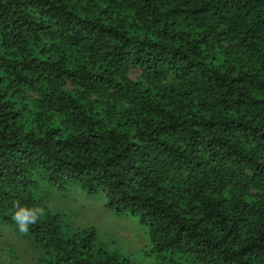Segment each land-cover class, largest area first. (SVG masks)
Wrapping results in <instances>:
<instances>
[{"label":"trees","instance_id":"obj_1","mask_svg":"<svg viewBox=\"0 0 264 264\" xmlns=\"http://www.w3.org/2000/svg\"><path fill=\"white\" fill-rule=\"evenodd\" d=\"M62 181L168 264H264V0H0L2 218ZM25 237L49 264H131L45 209Z\"/></svg>","mask_w":264,"mask_h":264},{"label":"rangeland","instance_id":"obj_2","mask_svg":"<svg viewBox=\"0 0 264 264\" xmlns=\"http://www.w3.org/2000/svg\"><path fill=\"white\" fill-rule=\"evenodd\" d=\"M36 198L42 210L59 217L61 231L66 237L92 229L95 246L109 255L126 259L131 264L169 263V255L153 251L149 229L139 223L138 217L110 211L103 192L90 196L78 184L62 181L42 185ZM6 215L5 211L0 212V264H49L41 253H32L17 221L2 218ZM172 258L186 264L175 256Z\"/></svg>","mask_w":264,"mask_h":264},{"label":"clouds","instance_id":"obj_3","mask_svg":"<svg viewBox=\"0 0 264 264\" xmlns=\"http://www.w3.org/2000/svg\"><path fill=\"white\" fill-rule=\"evenodd\" d=\"M43 214V210L39 207H36L31 210H23L18 211L14 219L17 221L19 231L22 233H26L29 230V225L35 224L37 222L38 216Z\"/></svg>","mask_w":264,"mask_h":264}]
</instances>
